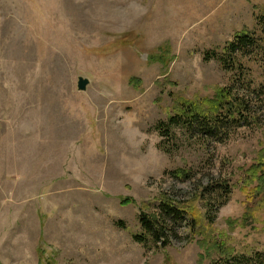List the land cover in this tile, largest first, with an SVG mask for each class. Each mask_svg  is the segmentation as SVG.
Returning a JSON list of instances; mask_svg holds the SVG:
<instances>
[{
  "label": "rangeland",
  "instance_id": "obj_1",
  "mask_svg": "<svg viewBox=\"0 0 264 264\" xmlns=\"http://www.w3.org/2000/svg\"><path fill=\"white\" fill-rule=\"evenodd\" d=\"M263 10L264 0H0V264H246L224 257L264 252V189L247 182L264 159V50L242 58L246 80L205 59L255 30ZM218 86L252 100L250 123L222 139L161 136L183 99ZM216 182L231 193L220 206L213 197L212 224L169 220L168 244L135 240L161 193L188 200Z\"/></svg>",
  "mask_w": 264,
  "mask_h": 264
},
{
  "label": "trees",
  "instance_id": "obj_2",
  "mask_svg": "<svg viewBox=\"0 0 264 264\" xmlns=\"http://www.w3.org/2000/svg\"><path fill=\"white\" fill-rule=\"evenodd\" d=\"M264 50V10L256 17V29L253 31H241L235 35L233 41L229 42L222 52L208 51L205 59L219 61L226 70L239 73L241 80L249 76L248 68L242 58L260 54ZM264 92V85L259 87ZM234 88L216 87L212 97H206L196 101L183 99L182 106L169 116L167 121L159 124L158 129L161 136L170 135L172 139L176 136L178 129L182 131L195 132L199 130L208 139H222L229 137L236 127L250 123L254 118L252 100L234 92ZM176 130V131H175ZM163 142V140H162ZM160 142V148L165 149L164 142ZM182 181L193 179V173L189 169L178 168L171 172ZM247 182L258 180L264 189V159L259 160L247 171ZM256 189V187H255ZM244 192L249 191L247 188ZM231 193V188L226 182H216L199 187L188 200H176L161 193L159 196L160 212L148 214L141 212L139 223L142 228L141 234H135V240L149 245H166L167 237L165 231L169 229L168 221L177 223L188 219L190 228L200 232L202 219L212 224L215 216L212 214V199L219 201V206L225 204ZM253 201L256 197L251 191L246 194ZM249 201V200H248ZM203 209V211L201 210ZM216 215V214H215ZM224 258L227 261L246 264H264V252H254L252 255H238L231 249Z\"/></svg>",
  "mask_w": 264,
  "mask_h": 264
},
{
  "label": "water",
  "instance_id": "obj_3",
  "mask_svg": "<svg viewBox=\"0 0 264 264\" xmlns=\"http://www.w3.org/2000/svg\"><path fill=\"white\" fill-rule=\"evenodd\" d=\"M88 82H89L88 79H85V78L80 77L79 78V83H78L79 89L80 90H85Z\"/></svg>",
  "mask_w": 264,
  "mask_h": 264
}]
</instances>
